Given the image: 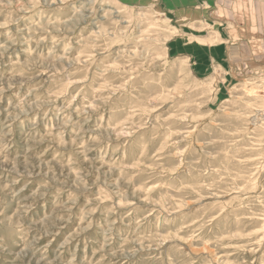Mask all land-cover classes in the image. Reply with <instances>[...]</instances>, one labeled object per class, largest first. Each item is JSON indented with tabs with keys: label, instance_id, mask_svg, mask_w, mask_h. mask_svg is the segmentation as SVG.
Masks as SVG:
<instances>
[{
	"label": "rangeland",
	"instance_id": "rangeland-1",
	"mask_svg": "<svg viewBox=\"0 0 264 264\" xmlns=\"http://www.w3.org/2000/svg\"><path fill=\"white\" fill-rule=\"evenodd\" d=\"M213 4L0 0V264H264V0Z\"/></svg>",
	"mask_w": 264,
	"mask_h": 264
},
{
	"label": "crops",
	"instance_id": "crops-1",
	"mask_svg": "<svg viewBox=\"0 0 264 264\" xmlns=\"http://www.w3.org/2000/svg\"><path fill=\"white\" fill-rule=\"evenodd\" d=\"M211 2H212V5H214L213 3H214V0H210ZM244 3H246V2H243V4ZM241 13V14H240ZM235 14H236V12H235ZM239 14L241 15V18L243 19V21H244V19H250L251 21H256V20H258V19H260L261 21L264 19V16H263V14H262V12H261V16L260 17H257V10H255V12L253 11V13H252V16H250L249 14V16H247L246 14H247V12H243V7H241V12H239ZM224 19V18H223ZM241 24V23H240ZM240 28H244V27H242V26H237L236 28H234V30H236V29H240ZM228 30V34L229 35H238V36H241V37H243V36H247L248 34H247V30H246V28L244 29V31H239V32H236V33H231V32H229V30H231V28H229V29H227ZM257 31H255L254 33H250V35H258V34H260V35H264V33L262 34V33H256ZM239 49L241 50V48L239 47ZM229 58H230V60H232V57H235V55L233 54L232 55V53L230 52V54H229Z\"/></svg>",
	"mask_w": 264,
	"mask_h": 264
},
{
	"label": "bare ground",
	"instance_id": "bare-ground-1",
	"mask_svg": "<svg viewBox=\"0 0 264 264\" xmlns=\"http://www.w3.org/2000/svg\"><path fill=\"white\" fill-rule=\"evenodd\" d=\"M192 5V4H191Z\"/></svg>",
	"mask_w": 264,
	"mask_h": 264
}]
</instances>
